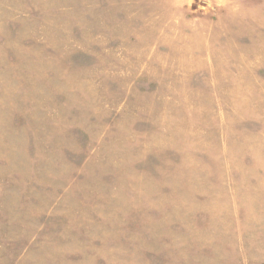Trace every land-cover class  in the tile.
I'll return each instance as SVG.
<instances>
[{
    "label": "rangeland",
    "instance_id": "374dc122",
    "mask_svg": "<svg viewBox=\"0 0 264 264\" xmlns=\"http://www.w3.org/2000/svg\"><path fill=\"white\" fill-rule=\"evenodd\" d=\"M0 264H264V0H0Z\"/></svg>",
    "mask_w": 264,
    "mask_h": 264
}]
</instances>
